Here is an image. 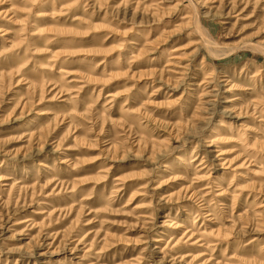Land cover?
I'll return each instance as SVG.
<instances>
[{
  "label": "rangeland",
  "instance_id": "obj_1",
  "mask_svg": "<svg viewBox=\"0 0 264 264\" xmlns=\"http://www.w3.org/2000/svg\"><path fill=\"white\" fill-rule=\"evenodd\" d=\"M0 264H264V0H0Z\"/></svg>",
  "mask_w": 264,
  "mask_h": 264
},
{
  "label": "bare ground",
  "instance_id": "obj_2",
  "mask_svg": "<svg viewBox=\"0 0 264 264\" xmlns=\"http://www.w3.org/2000/svg\"><path fill=\"white\" fill-rule=\"evenodd\" d=\"M44 15H45V14H40L39 16H44ZM175 59H178V58H177V57H175ZM235 99H237V98H235ZM187 232H188V231H187ZM187 232H186V233H187Z\"/></svg>",
  "mask_w": 264,
  "mask_h": 264
}]
</instances>
